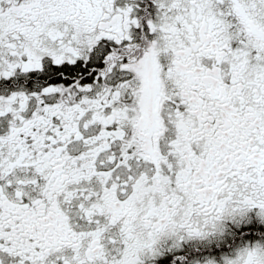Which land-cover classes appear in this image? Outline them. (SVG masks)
Returning a JSON list of instances; mask_svg holds the SVG:
<instances>
[{
    "label": "snow or ice",
    "instance_id": "6c2138e0",
    "mask_svg": "<svg viewBox=\"0 0 264 264\" xmlns=\"http://www.w3.org/2000/svg\"><path fill=\"white\" fill-rule=\"evenodd\" d=\"M0 264H264V0H0Z\"/></svg>",
    "mask_w": 264,
    "mask_h": 264
}]
</instances>
